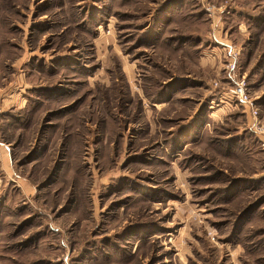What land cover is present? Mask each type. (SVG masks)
<instances>
[{"label":"rangeland","instance_id":"obj_1","mask_svg":"<svg viewBox=\"0 0 264 264\" xmlns=\"http://www.w3.org/2000/svg\"><path fill=\"white\" fill-rule=\"evenodd\" d=\"M229 48L264 126V0H0V264H264Z\"/></svg>","mask_w":264,"mask_h":264},{"label":"built area","instance_id":"obj_2","mask_svg":"<svg viewBox=\"0 0 264 264\" xmlns=\"http://www.w3.org/2000/svg\"><path fill=\"white\" fill-rule=\"evenodd\" d=\"M227 62L225 65V70L229 73V80L231 84L230 89V99L233 101V105L241 107L242 110L247 114L251 121L252 131L254 132L259 147L264 151V126L259 121V109L254 103V100L247 90L245 81L241 78H238L234 70L236 68V59L237 53L234 50L230 49L227 52ZM216 86V84H214ZM225 95V94H224ZM225 99H222L221 102H224Z\"/></svg>","mask_w":264,"mask_h":264}]
</instances>
